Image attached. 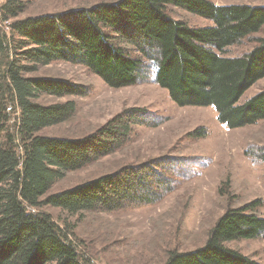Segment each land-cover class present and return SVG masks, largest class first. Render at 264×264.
Segmentation results:
<instances>
[{
    "label": "trees",
    "instance_id": "obj_1",
    "mask_svg": "<svg viewBox=\"0 0 264 264\" xmlns=\"http://www.w3.org/2000/svg\"><path fill=\"white\" fill-rule=\"evenodd\" d=\"M169 6L212 26L190 27L172 18ZM25 7L21 0H7L0 8V264H90L70 239L72 231L58 226L42 207L80 215L155 205L175 190L179 180L190 177L196 161L149 159L47 195L66 173L126 146L133 126L147 113L125 109L81 138L37 135L68 122L77 109L73 100L43 106L36 102L39 97H83L87 88L30 75L65 62L84 67L111 89H122L143 81L150 72L174 105L213 107L218 123L229 130L252 126L264 121V90L240 100L264 78V36L253 37L264 28V6L117 0L17 19ZM247 39L254 44L249 51L228 56L229 48ZM203 134L199 130L190 136ZM258 205L227 209L202 246L170 252L164 264H260L223 245L242 239L264 242Z\"/></svg>",
    "mask_w": 264,
    "mask_h": 264
},
{
    "label": "rangeland",
    "instance_id": "obj_2",
    "mask_svg": "<svg viewBox=\"0 0 264 264\" xmlns=\"http://www.w3.org/2000/svg\"><path fill=\"white\" fill-rule=\"evenodd\" d=\"M7 0H0V8ZM25 10L17 19L55 14L75 8L92 7L117 0H21ZM215 5L245 4L264 6V0H210ZM168 14L190 27H210L212 23L181 8L169 6ZM7 32V23L1 25ZM264 36V28L254 38ZM251 40V39H250ZM244 40L228 49V56L249 51L254 44ZM32 77L66 80L87 88L83 97L41 96L43 106L73 100L77 109L66 123L41 130L37 135L76 139L104 125L125 109L139 108L147 113L126 146L79 171L66 173L47 195L112 173L127 165L149 159L169 158L181 163L195 160L190 177L179 180L175 190L161 202L134 207L118 213L69 215L58 208L44 206L65 231L79 254L90 264H164L170 252L191 251L205 243L209 230L227 209L258 202L264 218V121L229 130L218 123L213 107H178L148 72L143 81L122 89H111L84 67L54 62ZM264 90V78L241 98L247 101ZM155 122H158L154 125ZM203 130L200 138L190 134ZM175 164V163H174ZM188 164V163H186ZM185 174V167H180ZM260 264H264L261 238L224 242Z\"/></svg>",
    "mask_w": 264,
    "mask_h": 264
}]
</instances>
